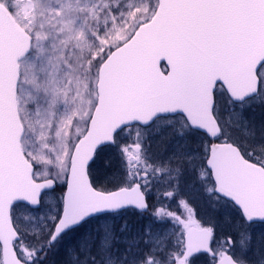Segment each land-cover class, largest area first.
I'll use <instances>...</instances> for the list:
<instances>
[{
    "label": "snow or ice",
    "instance_id": "obj_1",
    "mask_svg": "<svg viewBox=\"0 0 264 264\" xmlns=\"http://www.w3.org/2000/svg\"><path fill=\"white\" fill-rule=\"evenodd\" d=\"M0 264H264V0H0Z\"/></svg>",
    "mask_w": 264,
    "mask_h": 264
}]
</instances>
